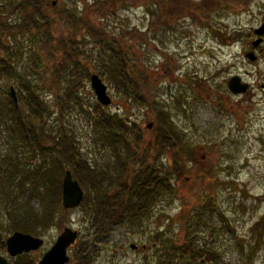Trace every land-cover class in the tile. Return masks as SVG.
Segmentation results:
<instances>
[{
  "label": "rangeland",
  "instance_id": "rangeland-1",
  "mask_svg": "<svg viewBox=\"0 0 264 264\" xmlns=\"http://www.w3.org/2000/svg\"><path fill=\"white\" fill-rule=\"evenodd\" d=\"M83 1L63 0L64 5L71 6L76 13L81 12ZM86 2L97 7L91 6L92 19L110 34L116 36L129 30L130 36L139 35L136 40L133 37L126 39L127 57L142 69L157 101L167 105L176 130L184 134L190 146L189 172L184 173L181 180L172 182V192L164 195L141 224L122 225L114 229L95 246L88 264H155V255L160 251V248L158 251L155 248L161 245L160 240L156 241V232L164 231L165 241L168 235H180L182 222L194 208L201 206V199L209 194H215L218 209L235 232L221 229L212 237L211 242L221 253L217 264H264V88H261L264 76L261 77L259 71L256 72L245 61L242 63L241 59H237L241 46L246 43L247 31L255 27L264 14V0H186L183 11L169 24L172 29L164 26L150 0H129L123 6L121 0H107L113 11L109 16L104 14L105 0ZM71 31L69 24L63 22L51 28L54 36H69ZM80 36L76 46L88 53L83 56L79 54L82 65L91 73H101L100 77L113 101L111 106L104 109L126 114L141 130L147 131V123L153 121L150 113L145 108L130 109L126 105L107 81L110 77L103 66V53L99 57L96 54L100 44L86 33ZM17 40L11 39L19 47L24 68L27 69L30 65L29 52L37 51L39 40L27 35L23 41ZM81 42H84L82 46ZM140 43L143 45L140 46ZM44 49L37 53L40 57ZM54 58L57 62L59 54ZM41 61L39 71L33 78L42 88L45 87L40 90L41 97L50 100V92L55 87L46 83H49L56 62ZM259 68L264 70L262 66ZM67 74L68 70L59 78L61 85L66 83ZM236 74L247 82H253L250 94L236 98L228 90L227 83ZM86 77L87 72L81 69L78 81L82 80L83 85L78 88V93L91 104L97 101L90 80ZM10 85H15L12 79H0V99L5 98ZM174 96L184 98L180 101L183 103L182 109L178 110L179 104L173 102ZM76 111L74 109L75 113H71L67 119L76 130L79 144L85 152L93 154L101 162L103 158L99 152L102 151L94 148L90 142L92 130L89 123ZM5 138V131L1 129L0 161L10 150ZM19 154L23 155V151H19ZM26 198V195H19L15 205L19 206ZM0 225L1 241L14 232H21L8 229V221L1 211ZM65 227L78 233L75 243L67 249V264H73V252L88 240L90 234L85 212L80 207L59 214L48 228H41L38 234L30 233L43 240L42 247L37 251L10 258L4 243L0 246V255L7 258L9 264L29 258L34 259L35 263ZM208 238V232L199 231L197 239L202 245L207 246ZM239 242L243 244L242 250ZM257 243L259 246L252 248ZM251 249V256L248 257ZM202 264L209 263L205 261Z\"/></svg>",
  "mask_w": 264,
  "mask_h": 264
},
{
  "label": "trees",
  "instance_id": "trees-1",
  "mask_svg": "<svg viewBox=\"0 0 264 264\" xmlns=\"http://www.w3.org/2000/svg\"><path fill=\"white\" fill-rule=\"evenodd\" d=\"M54 1L55 5L50 0H0V79H12L15 85L10 86L17 90V104L11 99L9 90L5 98L0 99V130L5 131V142L10 148L0 161V211L8 221V229L36 235L41 228H48L56 216L68 211L61 206V181L64 171L69 169L84 192L79 207L85 212L90 231L88 240L73 252L72 263L88 264L95 246L114 229L141 224L164 195L172 192V182L181 180L183 174L189 172L190 146L184 134L176 130L167 105L157 101L142 69L127 57L126 39L136 40L139 35L130 36L129 30L116 36L110 34L92 19L91 8L97 7H91L86 0L80 13L65 6L63 0ZM128 2L121 0V6ZM150 2L164 26L172 29L169 24L183 11L186 0ZM104 5L105 16L112 15L107 0ZM60 22L69 24L71 35L51 34L52 26ZM82 33L100 44L96 54L99 57L103 53V66L110 77L107 81L126 105L130 109L142 107L150 113L153 121L147 123V131L141 130L126 114L104 109L108 106L98 102H85L78 93L83 85L82 80L78 81L81 69L87 72L89 80L91 75L99 73L89 72L79 58L80 53L82 56L87 53L76 46ZM26 35L39 40L37 51L29 52L27 69L19 47L11 41H23ZM155 35L152 37L156 38ZM83 44L81 42V46ZM43 47L44 54L40 57L37 53ZM56 54H59L57 62L54 60ZM41 59L56 62L49 83H46L55 87L50 92L51 101L41 97L40 90L45 87L33 78L39 71ZM67 70L66 83L61 85L59 78ZM97 76L103 82L101 73ZM173 99L175 105L179 104L178 110L182 109L180 101L184 98L174 96ZM112 102L111 98L109 106ZM74 109L88 121L92 130L90 142L102 151L99 152L103 158L101 162L80 146L76 130L67 119L75 113ZM18 150H22L23 155ZM19 195L27 198L16 206ZM200 205L182 222L180 235H168L165 241L164 231L156 232V241L160 240L161 245L155 248V251L160 248L155 264L218 263L220 251L211 242L212 237L221 229L235 232L218 209L215 194L204 196ZM199 231L208 232L207 246L197 239ZM3 245L4 241L0 240V246ZM258 246L259 243L252 248ZM239 247L242 250L243 244ZM251 252L252 249L248 257ZM34 261L29 258L19 262L33 264Z\"/></svg>",
  "mask_w": 264,
  "mask_h": 264
},
{
  "label": "water",
  "instance_id": "water-1",
  "mask_svg": "<svg viewBox=\"0 0 264 264\" xmlns=\"http://www.w3.org/2000/svg\"><path fill=\"white\" fill-rule=\"evenodd\" d=\"M52 5H55V1L52 2ZM90 87L100 105L109 106L111 104V98L107 94V88L96 74L90 77ZM227 87L234 95L242 94L247 89V85L240 83L237 76L229 79ZM9 95L13 102L17 104V95L13 86L9 87ZM83 196L84 192L78 182L72 177L71 171L66 169L61 181V206L64 210L75 209L80 206ZM77 237L78 233L76 230L70 227L63 228L56 237L53 245L34 264H67L69 261L67 249L75 243ZM42 245L43 240L41 238L22 232H14L5 240L6 252L10 258H14L23 253L37 251ZM131 247L133 248L134 246L132 245ZM0 264H7V259L1 255Z\"/></svg>",
  "mask_w": 264,
  "mask_h": 264
},
{
  "label": "flooded vegetation",
  "instance_id": "flooded-vegetation-1",
  "mask_svg": "<svg viewBox=\"0 0 264 264\" xmlns=\"http://www.w3.org/2000/svg\"><path fill=\"white\" fill-rule=\"evenodd\" d=\"M159 19H161L160 16H159ZM237 59L239 60L241 59L242 63L243 61H245V63L254 67L256 72L259 71L258 73H260L261 77L264 76V70H261L259 68L260 66L264 67V14H262L261 17L259 18L258 24L255 27H251L247 31L246 43L244 46H241ZM237 64H239V62H237ZM236 76L239 78L240 83L247 85L246 92L242 94H236V98L244 96L247 93L250 94L251 93L250 91L253 88V82H247L239 74H236ZM262 80H264V78ZM261 88H264V84L261 85ZM25 254H28V253H25ZM17 263L23 264L21 262H17ZM10 264H13V263L11 262Z\"/></svg>",
  "mask_w": 264,
  "mask_h": 264
}]
</instances>
